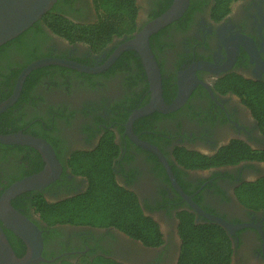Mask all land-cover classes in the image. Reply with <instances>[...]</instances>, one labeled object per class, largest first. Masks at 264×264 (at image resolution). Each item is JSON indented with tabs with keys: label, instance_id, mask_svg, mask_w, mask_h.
Masks as SVG:
<instances>
[{
	"label": "flooded vegetation",
	"instance_id": "1",
	"mask_svg": "<svg viewBox=\"0 0 264 264\" xmlns=\"http://www.w3.org/2000/svg\"><path fill=\"white\" fill-rule=\"evenodd\" d=\"M172 1L134 0L133 23L94 44L59 35L41 18V30L29 32L20 48L0 53V103L12 97L21 72L33 61L61 58L99 68H34L14 101L0 111V134L41 138L60 163L57 178L31 191L60 202L88 192L89 172H94L112 184L100 185L115 189L118 196L109 192L112 198L136 202L160 239L146 244L111 223L106 212L93 222L50 226L41 250L49 262L37 264H178L183 223L221 229L231 248L229 264H264V210L245 205L237 194L243 184L264 177V131L251 110L264 108V0H234L226 10L215 0H187L183 13L151 33L148 43L164 104L180 89L191 90L175 110H152L129 123L131 114L149 103L151 90L138 53L127 43ZM55 8L75 24L99 23L93 0H59ZM230 143L243 152L236 163L200 168L185 162L191 156L186 152L212 156ZM12 145L19 146L0 151V194L12 178L36 173L44 164L33 147ZM76 157L110 161L109 173H100L98 164H89L95 171L70 165ZM28 219L44 227L32 213Z\"/></svg>",
	"mask_w": 264,
	"mask_h": 264
},
{
	"label": "trees",
	"instance_id": "2",
	"mask_svg": "<svg viewBox=\"0 0 264 264\" xmlns=\"http://www.w3.org/2000/svg\"><path fill=\"white\" fill-rule=\"evenodd\" d=\"M232 1L234 0H215V4L226 10ZM57 2L41 17L42 20L47 15L50 17L49 20L43 21L55 33L63 35L70 40L82 39L93 44L100 40L108 41L112 34L117 33V30L124 24L133 23L137 10L134 0H93L99 23L92 26H83L75 24L59 14L60 12L55 8ZM37 30H41L40 20L33 23L16 37L0 45V53L9 47L20 48L23 44V38L29 32H36ZM118 32L120 33V31ZM249 88L252 90L253 86ZM251 110L257 117L261 129L264 131V108H251ZM18 146L0 143V151L4 153L5 149H9L8 152H11V150H14L12 148H17ZM186 153H189L191 156L187 160L185 159V162L188 161V165L191 167L200 168L236 163L243 157V152L238 149V144L236 143H230L221 147L212 156L201 155L197 152ZM80 158H73L68 163L70 165L73 163L79 164V167L88 169L91 168L89 166L90 163L92 166H97L98 164L97 167L100 173H109L108 164L110 161L98 160V162H87L85 159ZM82 164H88V166H82ZM97 167H92L91 171ZM89 173L91 174H88L90 176V188L85 194L82 193L53 203L45 200L38 191H27L17 195L10 202L14 208L28 218H30V213H32L44 223V227L41 228L36 221H33L38 228H41L44 240L46 231L54 224L93 222L92 220L97 218L98 215H105L106 212H109V216L112 218L110 220L111 223H114L119 229L137 238H141L146 244H159L160 239L155 225L149 219L141 216L136 202L129 199H126L127 202H120L115 196L112 198L109 192H115L114 194L118 196L114 188H100L102 184V186L112 184L99 181L94 176V172ZM22 177L16 176L12 178L8 185ZM237 194L245 205L264 210V177L255 182L243 184L237 189ZM213 227L210 225L196 226L192 223H183L180 234L183 237L184 246L178 264H229L231 252L229 241L221 229L217 228L216 231ZM2 228L14 253L17 256H22L25 249L22 241L3 226Z\"/></svg>",
	"mask_w": 264,
	"mask_h": 264
},
{
	"label": "water",
	"instance_id": "3",
	"mask_svg": "<svg viewBox=\"0 0 264 264\" xmlns=\"http://www.w3.org/2000/svg\"><path fill=\"white\" fill-rule=\"evenodd\" d=\"M55 2L56 0H0V45L16 37L33 23L41 19V17L52 8ZM186 5L187 0H173L171 5L163 13L148 22L141 31L127 43L128 48L134 49L138 53L151 90L149 103L131 114L129 123H131L135 117L151 112L152 110L161 112L175 110L184 101L191 90V87L180 89L177 97L172 103L168 105L164 104L161 97L159 70L148 43L149 35L177 19L185 10ZM46 64L64 65L81 71L99 69L86 67L61 58H42L33 61L21 72L12 97L0 103V111L14 101L25 75L30 70ZM0 143L31 146L40 153L44 162L43 167L39 171L12 182L0 194V264H37L39 262H49V260H45V258L41 256L43 245L41 231L35 223L14 208L10 200L20 193L40 190L48 185L58 177L61 170L60 163L56 159L51 146L41 138L22 132L0 134ZM164 163L166 164L165 161ZM168 173L171 181L175 183L169 169ZM174 186L177 188L176 185ZM194 208L197 212L218 222L223 227L227 229L232 228V225L226 223L223 219L204 214L195 205ZM2 226L9 229L22 241L25 246L22 256H17L14 253Z\"/></svg>",
	"mask_w": 264,
	"mask_h": 264
},
{
	"label": "rangeland",
	"instance_id": "4",
	"mask_svg": "<svg viewBox=\"0 0 264 264\" xmlns=\"http://www.w3.org/2000/svg\"><path fill=\"white\" fill-rule=\"evenodd\" d=\"M50 17H48L47 15L43 17V20H49Z\"/></svg>",
	"mask_w": 264,
	"mask_h": 264
}]
</instances>
